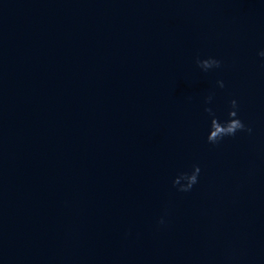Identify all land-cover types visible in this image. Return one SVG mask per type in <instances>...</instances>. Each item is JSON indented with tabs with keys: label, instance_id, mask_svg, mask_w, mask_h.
I'll return each instance as SVG.
<instances>
[{
	"label": "water",
	"instance_id": "obj_1",
	"mask_svg": "<svg viewBox=\"0 0 264 264\" xmlns=\"http://www.w3.org/2000/svg\"><path fill=\"white\" fill-rule=\"evenodd\" d=\"M262 46L261 0H0V264H264Z\"/></svg>",
	"mask_w": 264,
	"mask_h": 264
},
{
	"label": "clouds",
	"instance_id": "obj_2",
	"mask_svg": "<svg viewBox=\"0 0 264 264\" xmlns=\"http://www.w3.org/2000/svg\"><path fill=\"white\" fill-rule=\"evenodd\" d=\"M264 3V0H261ZM256 56L264 59V46L256 50ZM193 62L202 73H207L211 70L220 69L222 60L215 55H196L193 57ZM225 88V81L217 78L214 81L213 89L209 90L203 96V112L205 115V128L203 130V139L210 145H217L226 138L234 137L239 133H252L253 129L250 124L246 123L239 112V104L236 98L230 97L226 101L224 118H218L215 115L213 108L209 107L215 94V89ZM201 174V165L192 163L190 167L183 170H178L171 178V185L177 192H189L199 181ZM166 210L156 219L157 225L166 223Z\"/></svg>",
	"mask_w": 264,
	"mask_h": 264
}]
</instances>
